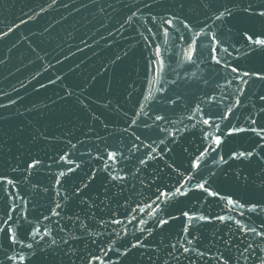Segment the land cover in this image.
<instances>
[{
	"label": "water",
	"instance_id": "obj_1",
	"mask_svg": "<svg viewBox=\"0 0 264 264\" xmlns=\"http://www.w3.org/2000/svg\"><path fill=\"white\" fill-rule=\"evenodd\" d=\"M262 12L0 0V264H264Z\"/></svg>",
	"mask_w": 264,
	"mask_h": 264
},
{
	"label": "snow or ice",
	"instance_id": "obj_2",
	"mask_svg": "<svg viewBox=\"0 0 264 264\" xmlns=\"http://www.w3.org/2000/svg\"><path fill=\"white\" fill-rule=\"evenodd\" d=\"M53 3H55V0H53ZM223 15V13H221V16ZM260 15H262V16H264V12H262V13H260ZM218 19H219V17H217ZM165 23L166 24H171L172 22L169 20V21H165ZM246 38H247V40L248 41H250L251 43H253V44H255V45H260V46H262V47H264V39H261V38H253L251 35H247L246 36ZM213 39H215L214 37H213ZM217 63H219V61H217ZM233 71H236L235 69H233ZM244 75L245 76H247V75H249V73H244ZM259 79H264V76H259L258 77ZM245 83H247V81H245ZM261 99H264V97H261ZM228 113L230 114L231 113V109H228ZM224 118H227V116H225ZM156 119L157 120H160V119H162V117H160V116H157L156 117ZM203 123L205 124V125H208L209 123H210V121H209V119H205V120H203ZM253 123H255V121H253ZM254 130V129H253ZM241 131H242V129H241ZM215 143L217 144V145H219L220 143H221V139H220V137H217L216 139H215ZM213 150H215V149H213ZM247 155L248 156H251L252 155V153H247ZM114 156H115V154L114 153H110L109 154V158L110 159H112V158H114ZM239 156L240 157H244L245 156V153L244 152H241V153H239ZM141 163H144V161H141ZM34 165H30V167H33ZM197 167H198V164L196 165ZM10 183V182H9ZM200 188H204V185L203 184H201L200 186H199ZM179 191V190H178ZM181 195H183V193H180ZM209 195H216V193H213V192H209ZM228 203H230V204H232V203H234L231 199H229V201H228ZM57 207H59V205H57ZM241 207H243L242 205H241ZM55 214V213H54ZM184 216H188V213L187 212H185L184 213ZM201 219H203V217H201ZM220 219H224V217H220ZM165 223H166V221H165ZM237 223H239V222H237ZM241 230H243V228H241ZM250 231H253V232H255L256 230L255 229H249ZM258 235H260V233H257ZM10 239L12 240V242L13 243H15L16 241H15V237H10ZM29 247H31V245H29ZM189 249H187V248H185L184 249V251H188ZM21 259H23V258H21Z\"/></svg>",
	"mask_w": 264,
	"mask_h": 264
}]
</instances>
